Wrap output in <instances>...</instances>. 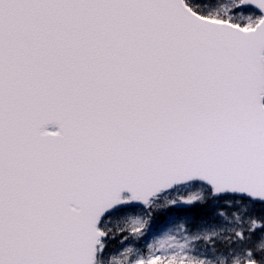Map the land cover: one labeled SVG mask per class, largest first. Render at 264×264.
Instances as JSON below:
<instances>
[{
	"label": "snow or ice",
	"instance_id": "snow-or-ice-1",
	"mask_svg": "<svg viewBox=\"0 0 264 264\" xmlns=\"http://www.w3.org/2000/svg\"><path fill=\"white\" fill-rule=\"evenodd\" d=\"M0 264H264V0H0Z\"/></svg>",
	"mask_w": 264,
	"mask_h": 264
}]
</instances>
